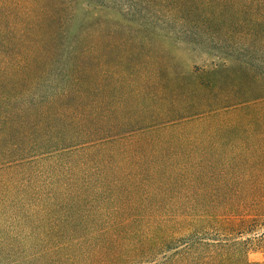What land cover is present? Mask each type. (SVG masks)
<instances>
[{
  "label": "trees",
  "instance_id": "1",
  "mask_svg": "<svg viewBox=\"0 0 264 264\" xmlns=\"http://www.w3.org/2000/svg\"><path fill=\"white\" fill-rule=\"evenodd\" d=\"M194 49L234 66L177 62ZM262 105L264 0H0V264H264L253 238L192 239L253 232L262 201L184 194Z\"/></svg>",
  "mask_w": 264,
  "mask_h": 264
},
{
  "label": "rangeland",
  "instance_id": "2",
  "mask_svg": "<svg viewBox=\"0 0 264 264\" xmlns=\"http://www.w3.org/2000/svg\"><path fill=\"white\" fill-rule=\"evenodd\" d=\"M173 52L177 56V62L183 66H192L191 69L194 71L211 70L219 67L223 62L228 63L218 57L217 53L205 49ZM238 59L241 63L245 60L243 55H239ZM250 62L252 67H249V72L254 76L255 63L254 60ZM228 65L234 66L233 63H228ZM258 110L261 118L257 126H244L231 131L223 130L221 134L223 139L213 141L212 145L204 149L208 154L206 160L202 163L196 162L204 166L200 167L199 176L207 177L206 182L199 183L201 179L195 181L192 187L184 191L185 195H192L194 192L202 193L212 201L209 207L215 208L251 210L256 206H262V202L264 206V105ZM194 151L198 152L199 148H195ZM246 212L250 214L249 211ZM250 216V218H255L253 232L243 231L240 235L235 234L239 223L236 218H231L223 219L222 223L213 222L204 226V229L193 233L192 239L197 242H214L225 239L253 238L255 239L254 244L249 247L251 249L247 250L246 258L249 261H263L264 209L261 214ZM186 233L189 231L184 232ZM179 245L181 243L176 244V246ZM169 254L170 251L158 253L150 259L141 261L140 264H160Z\"/></svg>",
  "mask_w": 264,
  "mask_h": 264
}]
</instances>
